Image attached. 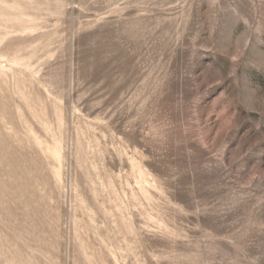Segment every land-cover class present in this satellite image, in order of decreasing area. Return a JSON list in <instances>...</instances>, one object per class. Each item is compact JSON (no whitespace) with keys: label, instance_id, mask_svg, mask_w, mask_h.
Returning <instances> with one entry per match:
<instances>
[{"label":"rangeland","instance_id":"1","mask_svg":"<svg viewBox=\"0 0 264 264\" xmlns=\"http://www.w3.org/2000/svg\"><path fill=\"white\" fill-rule=\"evenodd\" d=\"M0 264H264V0H0Z\"/></svg>","mask_w":264,"mask_h":264}]
</instances>
